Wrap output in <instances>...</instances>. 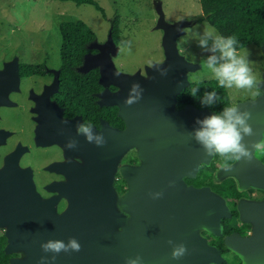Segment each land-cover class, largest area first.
Masks as SVG:
<instances>
[{
	"label": "water",
	"instance_id": "obj_1",
	"mask_svg": "<svg viewBox=\"0 0 264 264\" xmlns=\"http://www.w3.org/2000/svg\"><path fill=\"white\" fill-rule=\"evenodd\" d=\"M156 27L162 29L161 44L164 60L161 68L168 70L161 76L151 66H146V75L137 71L132 76L117 72L109 57L115 42L111 30L108 39L99 44L97 54H86L87 66L101 64L103 78L111 75L122 84L123 97L119 103V115L124 119V130L103 131L106 143L97 146L85 145L86 168L80 190L69 189V202L62 214L53 212L50 200H42L34 185L23 182L20 195L21 230L11 233L15 245H21L27 254L25 259H12L8 264H39L40 257L51 256L44 253L41 243L49 239L67 242L75 237L81 244L79 252L56 255L52 264H125V258L140 255L143 264H205L218 259L214 246H207L198 236L196 226L203 223L215 234H221L220 218L226 207L220 196L208 188L192 189L189 197L179 199L176 191L183 188L182 176H195L200 162H207L211 155L194 138V130L201 125L197 120L219 112L209 108H198L189 103L180 110L174 109L176 95L190 84L187 72L195 70L199 64L187 61L178 53L175 39L182 32L184 23L174 24L164 19L161 5L157 6ZM264 54V47L262 48ZM88 63V64H87ZM119 75H116V74ZM262 79L258 82L261 93L255 98L236 102L241 110L251 113L248 123L254 135L244 136L242 143L249 150L250 158H241L228 167H221L218 175H234L246 184L264 185V165L253 155L256 143L264 132V65ZM106 82V80H102ZM134 82L143 89L138 102L124 103L126 90ZM106 90L103 91V94ZM106 103H110L107 101ZM104 128L105 125L103 124ZM155 137V143L147 139ZM132 145H138L142 163L138 166L122 165L120 172L127 183L121 204L133 210L134 226L125 225V215L116 207V190L113 186V171L121 154ZM81 179V180H82ZM169 181H175L169 186ZM176 190L170 193L164 189ZM163 191L159 199H152L150 193ZM251 213L246 218L254 222L252 234L239 238L234 251L243 258V264H264V204L251 205ZM257 212L260 213L256 215ZM255 212V214H254ZM184 243L187 254L179 260L171 258L172 246L168 241Z\"/></svg>",
	"mask_w": 264,
	"mask_h": 264
},
{
	"label": "flooded vegetation",
	"instance_id": "obj_2",
	"mask_svg": "<svg viewBox=\"0 0 264 264\" xmlns=\"http://www.w3.org/2000/svg\"><path fill=\"white\" fill-rule=\"evenodd\" d=\"M49 36L44 35L43 40L33 42L39 43L38 46H26L12 37L0 44V264H8L23 255L21 245L16 246V240L11 236L21 230L18 192L23 182L27 186L33 184L42 200L52 202L53 212L62 214L68 206L69 189L80 190L87 165L83 145L86 138L77 132L78 123H91L94 133L126 127L117 102L123 97L125 86L109 74L103 78L101 64L89 67L85 63L86 54L99 52V40L95 38L87 44L88 50L77 64L63 59L59 33V39L56 35L50 36L54 37V44ZM115 70L129 76L139 71L147 77L145 67L132 72ZM182 107H177L175 102V110ZM68 141L74 143L73 148L65 147ZM147 141L155 143V137L151 136ZM263 146L264 132L253 151L255 158L264 165ZM138 150V147L127 150L121 160L137 166L142 162ZM235 162L237 160L226 161L219 154L211 155L208 163L198 164L195 176H182L183 188L177 191L172 187L164 189L166 193L176 191L179 199H187L189 187H206L222 198L226 211L220 218L221 234L210 231L203 223L196 226L198 236L218 251L217 261L205 264H243V258L233 249L239 238L252 234L254 222L245 214L251 213V205L260 207L264 204V185L246 184L234 175H218L221 167ZM212 166L216 168L211 172V178L199 181L197 177L202 170ZM116 174L113 171V186L117 193H122L117 186L126 188V181ZM215 185H219L218 188L213 187ZM260 211L256 210V215Z\"/></svg>",
	"mask_w": 264,
	"mask_h": 264
},
{
	"label": "rangeland",
	"instance_id": "obj_3",
	"mask_svg": "<svg viewBox=\"0 0 264 264\" xmlns=\"http://www.w3.org/2000/svg\"><path fill=\"white\" fill-rule=\"evenodd\" d=\"M96 1L104 8L106 17H103L91 4L77 5L72 0H0V44L4 40L15 38L21 40L26 46L29 44L38 46L39 43L33 42L38 39L43 40L44 35L58 37L56 26L61 21L81 19L95 32L96 39L100 42L99 46L108 39L111 18L117 14L119 15L118 44H115L114 51L109 53L114 68L124 72L143 70L144 67L162 62L165 58L161 44L163 31L156 27L157 6L160 4L167 22L174 24L181 21L184 23V26L181 27L182 32L175 39L178 53L184 56L187 61L199 64L197 69L187 72L188 80L191 82L214 78L213 73L205 67L204 62L209 56L214 54L218 56L219 54L210 51L211 39L208 40L206 47H201L199 43V39L203 38L205 28L214 29L204 18L199 0ZM216 33L218 34L217 31ZM3 36L8 38H3ZM50 38L54 44V37ZM128 41L131 42L130 47L126 43ZM238 51L247 58L253 75L259 82L262 79L264 65L262 48L254 44H247ZM226 89L231 105H235L238 101L257 97L253 96L255 91H259V94L261 92L258 84L257 88L252 90L235 87ZM133 147L136 148L138 145L129 146L119 157L115 170L116 177H122L120 167L127 162L122 161L121 158H125L127 150ZM125 185L127 184L125 183ZM125 191L126 188L122 193L116 192V207L125 215V225L133 228V210L121 204V198ZM22 251L23 255L20 259H25L27 254L24 249Z\"/></svg>",
	"mask_w": 264,
	"mask_h": 264
},
{
	"label": "clouds",
	"instance_id": "obj_4",
	"mask_svg": "<svg viewBox=\"0 0 264 264\" xmlns=\"http://www.w3.org/2000/svg\"><path fill=\"white\" fill-rule=\"evenodd\" d=\"M197 35H199L197 33ZM212 40L210 51L219 55H211L208 57L204 65L210 69L220 88L252 90L257 88V80L253 75L249 62L244 55H241L237 49L239 41L236 36H222L216 33L212 28H205L203 38L199 39L201 47L208 45V40ZM130 47L131 42H126ZM162 62L152 65V68L159 71L161 76H166L168 70L161 68ZM116 75H119L118 73ZM143 89L138 82H134L127 97L124 100L126 105H132L141 97ZM197 89H192L191 94L196 95ZM259 91L253 92V96H258ZM214 99H218L215 91L206 92L204 94L203 104H211ZM251 113L247 110H241L239 106L233 105L224 110L223 115L213 114L203 120H197L201 125L200 128L194 130L193 138L202 145L204 151L208 155L219 154L226 161L240 160L241 158H250L249 150L242 143L244 136L254 135L252 126L248 123ZM91 123H78L77 132L83 134L86 141L94 143L97 146H103L106 139L103 133H94ZM65 147L71 149L74 147L72 141H68ZM175 181H169V186H174ZM163 191L150 193L152 199L162 198ZM172 246L171 258L179 260L184 257L188 249L184 243H175L168 241ZM41 249L44 253H52L51 256L44 255L40 257L39 264H52L56 259V255L64 252H79L81 244L75 237H69L67 242L61 239H49L41 243ZM125 264H143V257L136 255L135 257L125 258Z\"/></svg>",
	"mask_w": 264,
	"mask_h": 264
},
{
	"label": "trees",
	"instance_id": "obj_5",
	"mask_svg": "<svg viewBox=\"0 0 264 264\" xmlns=\"http://www.w3.org/2000/svg\"><path fill=\"white\" fill-rule=\"evenodd\" d=\"M77 5L88 3L93 5L103 17H106L104 8L96 0H72ZM204 18L222 36H236L239 41L237 49L247 44L264 47V0H199ZM119 15L115 14L110 21V30L113 41L119 39ZM61 37V55L63 59L80 63L83 54L88 50L87 44L96 38L95 32L81 19L64 20L57 26ZM197 89L196 95L191 94ZM215 91L218 99L211 104H203L204 94ZM191 103L198 108H209L219 112L224 106L230 105V98L226 88H220L215 78L191 81L176 95V106L182 107ZM264 156V146L261 149ZM215 166L202 170L197 179L211 178ZM219 185L213 187L218 188ZM123 191V186H117Z\"/></svg>",
	"mask_w": 264,
	"mask_h": 264
}]
</instances>
